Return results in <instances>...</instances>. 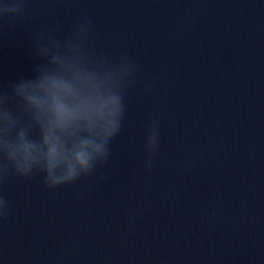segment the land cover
I'll list each match as a JSON object with an SVG mask.
<instances>
[{
  "label": "water",
  "instance_id": "obj_1",
  "mask_svg": "<svg viewBox=\"0 0 264 264\" xmlns=\"http://www.w3.org/2000/svg\"><path fill=\"white\" fill-rule=\"evenodd\" d=\"M85 16L95 52L140 66L123 128L74 184L8 178L0 264H264V0H25L0 86L34 74L33 34Z\"/></svg>",
  "mask_w": 264,
  "mask_h": 264
},
{
  "label": "clouds",
  "instance_id": "obj_2",
  "mask_svg": "<svg viewBox=\"0 0 264 264\" xmlns=\"http://www.w3.org/2000/svg\"><path fill=\"white\" fill-rule=\"evenodd\" d=\"M24 6L25 0H0V19L22 13ZM59 31L57 25L33 34V56L40 61L34 74L0 86V222L11 212L3 194L9 177L42 174L48 188L74 184L108 164L109 145L123 128L127 92L139 64L126 52L115 58L95 52L87 16L70 35L61 38ZM158 146L153 119L144 145L146 169Z\"/></svg>",
  "mask_w": 264,
  "mask_h": 264
}]
</instances>
